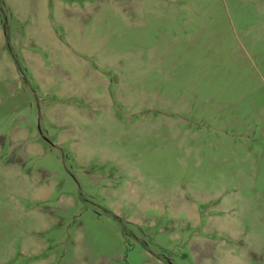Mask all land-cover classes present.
Segmentation results:
<instances>
[{"label": "rangeland", "instance_id": "374dc122", "mask_svg": "<svg viewBox=\"0 0 264 264\" xmlns=\"http://www.w3.org/2000/svg\"><path fill=\"white\" fill-rule=\"evenodd\" d=\"M0 264H264V0H0Z\"/></svg>", "mask_w": 264, "mask_h": 264}]
</instances>
